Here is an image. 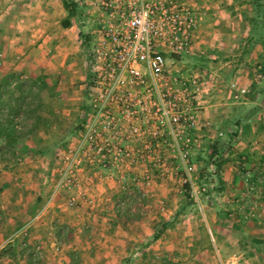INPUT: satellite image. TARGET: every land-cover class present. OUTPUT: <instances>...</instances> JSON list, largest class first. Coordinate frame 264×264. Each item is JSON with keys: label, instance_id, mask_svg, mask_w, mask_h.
Returning a JSON list of instances; mask_svg holds the SVG:
<instances>
[{"label": "rangeland", "instance_id": "rangeland-1", "mask_svg": "<svg viewBox=\"0 0 264 264\" xmlns=\"http://www.w3.org/2000/svg\"><path fill=\"white\" fill-rule=\"evenodd\" d=\"M78 6L84 12V5ZM202 7L201 32L194 50L182 55L179 65L206 75L217 69L214 61L208 64L210 59L205 57L217 54L212 52L217 50L214 44L227 42L233 53V44L242 47L250 39L259 57L249 69L253 75L260 71L264 76V0H209V9ZM81 19L86 20L77 15L72 18L76 38L69 48L55 42L57 47L45 51V37L35 33L28 38H40L36 44L25 41V46L18 48L20 52L29 48L23 59L19 51L5 49L0 42V59L8 67L19 68L18 61L29 63L32 59L28 68L0 78V118L7 116L10 104L16 131L12 145L0 137V264H101V253L92 258L88 248L111 249L108 264H264V198L260 186L255 188L262 179L258 172L243 174L244 169H250L246 158L233 155V129L228 127L235 118L233 113L221 114V125V118L215 117L207 129L199 118L195 129L198 142L191 148L188 162L192 166L189 188L182 182L184 162L178 160L103 168L89 161H69L89 98L85 83L90 74V48ZM225 27L234 31L247 27L249 31L221 33L218 29ZM45 54L50 55L48 65ZM65 56L69 61L83 57L84 70L76 66L73 73L66 72ZM67 74L71 81L64 83ZM78 76L82 78L78 80ZM67 165L74 170L76 185L56 190L41 216L30 221L51 194L58 172ZM226 166L235 169L242 190L234 189ZM161 171L163 177H152ZM95 188L105 192L99 202L108 200L100 203L98 208L107 206L97 212L89 191ZM69 198H73L72 204L67 202ZM53 203L68 211L64 222L55 226L51 219L45 220ZM78 208L94 219L88 218L83 235L76 232L71 238L67 233L77 226L74 215L78 212L72 210ZM98 214L103 221H96ZM110 231L118 236L115 244L107 239ZM54 232L61 239L51 244ZM81 252L84 254L79 255Z\"/></svg>", "mask_w": 264, "mask_h": 264}, {"label": "built area", "instance_id": "built-area-1", "mask_svg": "<svg viewBox=\"0 0 264 264\" xmlns=\"http://www.w3.org/2000/svg\"><path fill=\"white\" fill-rule=\"evenodd\" d=\"M75 1L86 6L90 25V74L86 116L69 161L103 168L178 160L184 162L182 182L191 187L190 150L198 142L195 129L209 82L179 63L182 55L192 54L201 32L202 0ZM262 78L258 71L255 81ZM228 86L233 99L246 91L232 81ZM251 173L244 169L246 176ZM163 176L161 171L152 177ZM64 185H76L70 165L58 172L51 194L30 221Z\"/></svg>", "mask_w": 264, "mask_h": 264}, {"label": "crops", "instance_id": "crops-1", "mask_svg": "<svg viewBox=\"0 0 264 264\" xmlns=\"http://www.w3.org/2000/svg\"><path fill=\"white\" fill-rule=\"evenodd\" d=\"M202 2V6L209 9V0H202ZM83 13L81 12L79 17L86 18L85 13ZM65 17L66 11L63 7L62 0H0V42L5 45V49L20 52L18 48L22 49L25 46V41H28V45L30 42L32 43L35 41L36 44L37 41H39L40 38L29 39L33 34L38 33L37 37H45V51L49 52L51 50L52 47L50 48L49 46L57 47L58 45H56L55 42H59V44L61 43L69 48V45L74 44L76 37L72 34V19H70L69 25L67 26H63L61 24V21ZM81 22L85 23V20L81 19ZM86 24L87 23L84 24L85 26H83V28L85 33L89 34L90 25ZM218 29L221 33H225L226 31L228 33H234L236 31H249L247 30V27H238L235 31L230 30L227 27ZM5 32L7 33L4 34ZM88 37H90V35H88ZM47 43L49 45H46ZM208 45L210 44H207V46ZM214 46L217 50H212V52H217V54L211 55L208 53L205 54V57L210 59L207 60L208 64L214 61L217 65V69L210 70L205 73L209 82V92L205 93V104L200 111L199 118L203 120L201 123L207 129L215 117L221 118L219 119V125H221L224 123L222 115H224V113H233V117L235 118L233 123L228 126L233 129L232 139L235 146L233 155H235V158L238 159H243L245 157L246 164L247 166H250L251 172L253 174L258 172V175L261 176L262 180L259 183L257 182L258 184H255V188L260 186L264 195V76L260 81H255V75H253L249 69V65L258 60L259 54L255 52V45L253 46V42L250 41V39H248V41L245 42V46L242 45V47L237 44H233V53H231L232 48L229 47V43L227 42H219L214 44ZM28 49L25 48V50L23 49V51L20 52L24 56L23 59L28 55V51H26ZM226 49H228V51ZM47 56L49 57L50 55L45 54V65H48ZM69 58V56H65L66 62L64 63V67L69 68L65 70L66 72L73 73L77 70L76 66L79 67L78 70H80V68L81 70H84L85 59L83 57H76L71 61H69ZM31 60L32 59H29V63L25 60L24 63L18 61V65L22 66L18 68L14 65L12 67L9 65L8 67V64L0 59V78H3L5 74L8 76L9 74L7 73L12 75L16 73V71H19V69H24L23 67L28 68ZM39 61H43L42 58ZM6 67H8L7 72L5 70ZM67 76L69 78H65L66 80L64 83H69V81H71L70 75L67 74ZM71 77H74V75ZM81 78L82 77L78 76L77 79L79 80ZM231 81L234 82L236 89H246V91L243 94H240L237 99L232 98L233 91L229 89L228 86V83ZM215 85H221L222 89L219 88L214 90L212 86ZM227 167L228 166H226L225 170L228 175L233 178V184L236 185L234 189L242 190L243 186L241 180H239V178L237 179L238 176L235 169L230 170V168ZM47 178L48 177L45 176V180ZM89 191L92 192L91 195L95 199V202L92 203V205H94V210L97 212L104 209L107 205L102 207L100 206V208L98 207L100 203L104 205V202L108 200H101L99 202L98 198L103 196L105 192L100 188H95L94 190L89 189ZM93 191L95 193H93ZM263 195L262 197L264 198ZM73 211H78L75 212L76 215H74V223H76L77 226H75L73 232L67 233V236L71 238H73V235L76 232H79L77 235L82 234V230L84 227L88 226L86 222L89 221L88 218L91 216L89 213L83 212V209L81 208L74 209L72 212ZM64 213H68V211L62 209L60 205L53 203L45 214V220L51 219V225L55 226L59 223V221L60 223L64 222ZM90 218V220L94 219L93 217ZM97 218L98 220L96 221H103L101 215L98 214L95 219ZM109 224L111 223L109 222ZM110 232L111 234H107L108 241L113 244L117 243L118 236H115L116 233L114 234V231ZM54 235L56 238H53ZM50 239L52 241L51 244H53L56 243V240L59 241L61 237L58 232H54ZM115 248L117 249V246H115ZM99 250H91V248H88L90 257L94 258L97 256V252H99L101 253L99 254V257H101V259H99V263L108 264L111 249L107 248L104 252ZM82 253L83 252L79 253V255H82ZM86 262L90 263L89 260Z\"/></svg>", "mask_w": 264, "mask_h": 264}, {"label": "trees", "instance_id": "trees-1", "mask_svg": "<svg viewBox=\"0 0 264 264\" xmlns=\"http://www.w3.org/2000/svg\"><path fill=\"white\" fill-rule=\"evenodd\" d=\"M62 4L63 7L66 11V17L61 21V24L63 26H67L69 25V21L70 19H72L75 15L79 16L80 13H83V10H81V6H78V4L76 3L75 0H62ZM86 6L84 5L83 8H85ZM85 11V10H84ZM88 35L90 34H85L84 38L87 40H89L90 37H88ZM5 80V79H4ZM0 98H1V94H0ZM10 98H8L7 101H9ZM2 100L0 99V102ZM7 108V116H5V118H0V137L4 138L7 141L8 145H12L13 140L15 139V129H14V125L12 124L11 121V116L13 115V109L11 108L10 104H7L6 106ZM3 109V108H2ZM1 113V112H0ZM186 198L188 199V201L190 200L188 198V195L186 194ZM185 202V203H188Z\"/></svg>", "mask_w": 264, "mask_h": 264}]
</instances>
